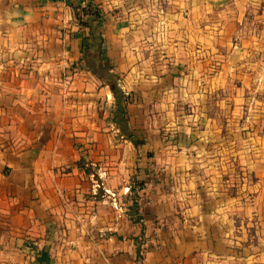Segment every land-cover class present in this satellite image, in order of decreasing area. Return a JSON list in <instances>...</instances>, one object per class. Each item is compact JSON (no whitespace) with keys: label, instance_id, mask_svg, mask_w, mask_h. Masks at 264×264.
I'll return each mask as SVG.
<instances>
[{"label":"crops","instance_id":"obj_1","mask_svg":"<svg viewBox=\"0 0 264 264\" xmlns=\"http://www.w3.org/2000/svg\"><path fill=\"white\" fill-rule=\"evenodd\" d=\"M41 250L264 264V0H0V264Z\"/></svg>","mask_w":264,"mask_h":264},{"label":"trees","instance_id":"obj_2","mask_svg":"<svg viewBox=\"0 0 264 264\" xmlns=\"http://www.w3.org/2000/svg\"><path fill=\"white\" fill-rule=\"evenodd\" d=\"M75 17L80 28V31H85L87 28H90L94 23L98 22L101 18V14L98 9H95L91 6H80L75 8ZM92 39L95 40L93 37ZM91 42L90 36H83L82 38V51L87 53L89 50ZM98 42V53L100 57V62L97 64L95 69H93L94 74H98L100 76L105 75L107 77L108 83L113 90L114 97L117 102V110L115 118H120L122 121L125 120V116L127 114L126 107L129 103V97L125 96L122 91L118 87V78L117 76L108 75L111 70V65L108 62L106 52L103 48L104 40L102 38L99 39ZM36 264H51L50 254L46 250L36 251Z\"/></svg>","mask_w":264,"mask_h":264},{"label":"built area","instance_id":"obj_3","mask_svg":"<svg viewBox=\"0 0 264 264\" xmlns=\"http://www.w3.org/2000/svg\"><path fill=\"white\" fill-rule=\"evenodd\" d=\"M122 87V86H121ZM123 89V88H122ZM123 92H125V90L123 89ZM127 94V93H126Z\"/></svg>","mask_w":264,"mask_h":264}]
</instances>
